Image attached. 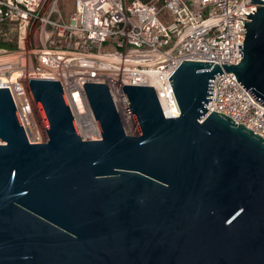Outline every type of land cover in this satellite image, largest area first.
<instances>
[{"label":"water","instance_id":"water-1","mask_svg":"<svg viewBox=\"0 0 264 264\" xmlns=\"http://www.w3.org/2000/svg\"><path fill=\"white\" fill-rule=\"evenodd\" d=\"M238 64L183 61L169 80L180 115L154 87H123L126 132L106 83L85 82L102 133L84 139L59 81L30 91L48 140L31 143L0 88V264H264V138L208 114L223 70L264 103V0Z\"/></svg>","mask_w":264,"mask_h":264},{"label":"built area","instance_id":"built-area-1","mask_svg":"<svg viewBox=\"0 0 264 264\" xmlns=\"http://www.w3.org/2000/svg\"><path fill=\"white\" fill-rule=\"evenodd\" d=\"M59 1L0 0V88H9L31 143L48 140L31 79L61 83L77 128L88 140H99L102 133L84 84L106 83L126 132L138 134L123 87H154L164 115L178 117L170 76L186 60L238 64L246 24L259 6L253 0H162L159 6L142 0H75L65 18ZM206 107L207 115L223 113L264 138V103L234 72L215 77Z\"/></svg>","mask_w":264,"mask_h":264},{"label":"rangeland","instance_id":"rangeland-1","mask_svg":"<svg viewBox=\"0 0 264 264\" xmlns=\"http://www.w3.org/2000/svg\"><path fill=\"white\" fill-rule=\"evenodd\" d=\"M189 2V4L194 3V0H187ZM156 2V0H155ZM159 6V3L156 2ZM162 3H160L161 5ZM74 5H75V0H60L59 1V9L62 12L63 16L65 18H68L69 15L71 14V12L74 10ZM28 40H29V47H33L35 41H34V34L33 32L28 33ZM112 46L111 44L108 42L106 43V49H111ZM127 133L130 135H137L133 129H127ZM46 134V133H44ZM48 134V133H47ZM46 137H48V135H46Z\"/></svg>","mask_w":264,"mask_h":264},{"label":"trees","instance_id":"trees-1","mask_svg":"<svg viewBox=\"0 0 264 264\" xmlns=\"http://www.w3.org/2000/svg\"><path fill=\"white\" fill-rule=\"evenodd\" d=\"M143 2H145L146 4H157L156 2H158L159 4L161 3L162 0H142Z\"/></svg>","mask_w":264,"mask_h":264},{"label":"bare ground","instance_id":"bare-ground-1","mask_svg":"<svg viewBox=\"0 0 264 264\" xmlns=\"http://www.w3.org/2000/svg\"><path fill=\"white\" fill-rule=\"evenodd\" d=\"M15 78H16V75H14V77L12 78L13 79V81H16L15 80ZM30 120H33L32 118H30Z\"/></svg>","mask_w":264,"mask_h":264}]
</instances>
